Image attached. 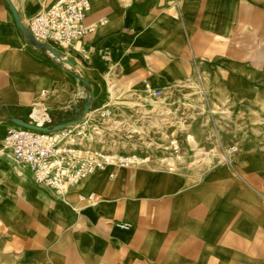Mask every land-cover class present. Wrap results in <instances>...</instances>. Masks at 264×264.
<instances>
[{
    "label": "crops",
    "instance_id": "0c3cea01",
    "mask_svg": "<svg viewBox=\"0 0 264 264\" xmlns=\"http://www.w3.org/2000/svg\"><path fill=\"white\" fill-rule=\"evenodd\" d=\"M12 1L26 22L55 0ZM91 2L85 24L94 29L63 51L72 69L29 44L0 0V264H264V136L255 125L264 118V0ZM202 73L245 107L247 139L226 158L195 163L186 151L171 163L111 166L60 196L35 184L5 145L13 117L75 119L96 88L82 126L113 99L112 84L162 92ZM179 132L187 150V134H199L203 150L212 130Z\"/></svg>",
    "mask_w": 264,
    "mask_h": 264
},
{
    "label": "rangeland",
    "instance_id": "374dc122",
    "mask_svg": "<svg viewBox=\"0 0 264 264\" xmlns=\"http://www.w3.org/2000/svg\"><path fill=\"white\" fill-rule=\"evenodd\" d=\"M222 88L212 82L207 73L196 75L194 80L173 85L162 92L147 89L138 92L112 84L108 93L113 99L106 102L104 108L92 113L87 119L89 123L82 124L81 128L90 136V144L94 148L120 157L139 158V161L127 163L128 166L151 159L171 163L173 159L170 158L177 155L182 157L186 151L194 155L195 163L200 162L198 159L202 160L203 156L226 158L234 146L246 141L248 133L245 107L225 94ZM90 94L94 95L95 100L98 90L91 89L88 97ZM208 98L216 100L209 101ZM239 107L244 111L237 116L233 110ZM198 123L211 126L212 132L206 134L207 146L203 150L196 148L199 146V134L189 133V144L195 148L187 150L183 145L184 133L179 132V128L187 129ZM215 123L219 125L220 132H214ZM255 125L259 132L256 135L263 137L264 118H256ZM221 142L223 150L220 148ZM115 162L119 163L118 159Z\"/></svg>",
    "mask_w": 264,
    "mask_h": 264
},
{
    "label": "built area",
    "instance_id": "2783aa9c",
    "mask_svg": "<svg viewBox=\"0 0 264 264\" xmlns=\"http://www.w3.org/2000/svg\"><path fill=\"white\" fill-rule=\"evenodd\" d=\"M91 10V0H55L42 6L25 24L38 41L63 52L94 29L93 25L85 24ZM146 87L153 91L149 84ZM11 123L4 138L6 147L29 172L32 181L53 195L66 194L97 171L139 161L136 156H113L94 148L80 123L55 132ZM89 199L95 203L96 196L91 194Z\"/></svg>",
    "mask_w": 264,
    "mask_h": 264
},
{
    "label": "water",
    "instance_id": "95a60500",
    "mask_svg": "<svg viewBox=\"0 0 264 264\" xmlns=\"http://www.w3.org/2000/svg\"><path fill=\"white\" fill-rule=\"evenodd\" d=\"M10 2V5H11V8H12V11H13V14L15 16V19H16V22L18 24V27L20 28V30L22 31L23 35H24V38L25 40L37 47V48H40V49H46L48 51H50L53 56H55L61 63H63L64 66H68L69 68H76V65L75 63L69 59L65 53L61 52L60 50L54 48L52 45L50 44H47V43H42L40 41H38L33 35L32 33L30 32V30L28 29V27L26 26L25 22H24V13L23 11L19 10L18 7L15 5V3L12 1V0H9ZM80 80H82L86 85H89V82L87 79L85 78H82V77H79ZM94 101V95L92 94L90 97H88L87 99V102L84 106V108L81 110L80 107H76V116L78 115V113L81 111V116L79 118H75V119H70L68 121H64V122H61L57 125H54V126H45V125H42V124H35V123H32V122H29L23 118H20V117H13L12 118V121L21 125V126H24V127H27V128H30V129H33V130H38V131H57L59 129H62V128H66L68 126H71V125H76V124H79L81 121L84 120V118L86 117V115L91 111V107H92V102Z\"/></svg>",
    "mask_w": 264,
    "mask_h": 264
},
{
    "label": "bare ground",
    "instance_id": "6f19581e",
    "mask_svg": "<svg viewBox=\"0 0 264 264\" xmlns=\"http://www.w3.org/2000/svg\"><path fill=\"white\" fill-rule=\"evenodd\" d=\"M90 113V112H89ZM88 113V114H89ZM41 114V113H40ZM41 116V118H40V120L42 121L45 117H46V115H44V113H43V115H40ZM36 117H39V116H37V113H36ZM113 156H118L117 154H113ZM141 160V159H140Z\"/></svg>",
    "mask_w": 264,
    "mask_h": 264
},
{
    "label": "trees",
    "instance_id": "16d2710c",
    "mask_svg": "<svg viewBox=\"0 0 264 264\" xmlns=\"http://www.w3.org/2000/svg\"><path fill=\"white\" fill-rule=\"evenodd\" d=\"M64 120L66 119V117L63 118Z\"/></svg>",
    "mask_w": 264,
    "mask_h": 264
}]
</instances>
